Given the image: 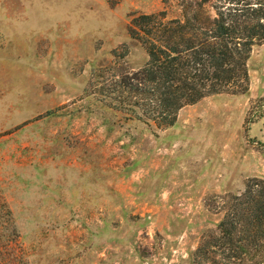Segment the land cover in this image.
<instances>
[{"label":"rangeland","instance_id":"1","mask_svg":"<svg viewBox=\"0 0 264 264\" xmlns=\"http://www.w3.org/2000/svg\"><path fill=\"white\" fill-rule=\"evenodd\" d=\"M160 12L180 15L176 0H0V202L24 248L15 264H195L221 218L211 198L264 179V119L247 122L264 43L246 94L205 97L163 131L97 93L113 50L146 62L127 27Z\"/></svg>","mask_w":264,"mask_h":264},{"label":"trees","instance_id":"2","mask_svg":"<svg viewBox=\"0 0 264 264\" xmlns=\"http://www.w3.org/2000/svg\"><path fill=\"white\" fill-rule=\"evenodd\" d=\"M180 15L165 12L134 16L130 43L139 45L146 62L132 68L111 52L107 85L97 93L127 121L159 131L174 126L179 111L219 94L243 95L249 89L248 62L264 43V0H176ZM264 119V97L252 102L247 122ZM221 215L196 246L195 264H264V179L250 178L241 192L213 196ZM18 245V248L16 246ZM24 254L20 233L8 206L0 202V257L15 264ZM17 253V254H18ZM21 254V255H22ZM18 257V256H17Z\"/></svg>","mask_w":264,"mask_h":264}]
</instances>
